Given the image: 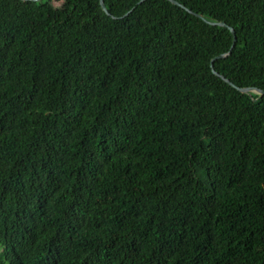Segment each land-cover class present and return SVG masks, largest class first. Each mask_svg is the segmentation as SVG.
I'll use <instances>...</instances> for the list:
<instances>
[{
	"label": "trees",
	"instance_id": "16d2710c",
	"mask_svg": "<svg viewBox=\"0 0 264 264\" xmlns=\"http://www.w3.org/2000/svg\"><path fill=\"white\" fill-rule=\"evenodd\" d=\"M104 1L0 0V260L264 264V0Z\"/></svg>",
	"mask_w": 264,
	"mask_h": 264
},
{
	"label": "water",
	"instance_id": "95a60500",
	"mask_svg": "<svg viewBox=\"0 0 264 264\" xmlns=\"http://www.w3.org/2000/svg\"><path fill=\"white\" fill-rule=\"evenodd\" d=\"M23 1H40V0H23ZM144 1H145V0H139L138 4H141V3L144 2ZM170 1H171L172 3H174V4H176V5L181 6L182 8L187 9L188 11H190V12H192L193 14L197 15L198 17L205 19V18L203 17L202 14H200V13H196V12H194V11L188 9L185 5H183L182 3H180L178 0H170ZM100 2H101V6H102V8L104 9V11H105L107 14H109L110 16H113L114 18H117L116 16H114V15H112V14L110 13V11L108 10V8H107V6H106L104 0H100ZM131 11H132V10L128 11L124 16L128 15ZM210 23H211V24H215V25H221V26L227 27V28H229V29L231 30V32H232V34H233V36H234L233 45H232V48H233L234 45H235V43H236V40H237V37H236V31H235L234 27H232L231 25L227 24L225 21H220V22H210ZM230 52H231V51H230ZM227 55H228V54H220V55H218V56H216V57H214V58L212 59V61H211V68H212L213 72H214L216 75L222 77L226 82H228L230 85H232L233 87L237 88L238 90H240V91L243 92V93H250V92H252V91H255V92L259 93L260 95H264V90H263V89L255 88V87H239V86H237L236 84H234L229 78H227L226 76L220 74V73L216 70V68H215V60L220 59V58H224V57H226Z\"/></svg>",
	"mask_w": 264,
	"mask_h": 264
},
{
	"label": "clouds",
	"instance_id": "9594fccd",
	"mask_svg": "<svg viewBox=\"0 0 264 264\" xmlns=\"http://www.w3.org/2000/svg\"><path fill=\"white\" fill-rule=\"evenodd\" d=\"M0 264H9V262L6 260V258L5 259H3V260H0Z\"/></svg>",
	"mask_w": 264,
	"mask_h": 264
},
{
	"label": "rangeland",
	"instance_id": "374dc122",
	"mask_svg": "<svg viewBox=\"0 0 264 264\" xmlns=\"http://www.w3.org/2000/svg\"><path fill=\"white\" fill-rule=\"evenodd\" d=\"M56 2H59V0H55ZM12 3H14V4H16V5H20V6H22V4H20L19 2H16V1H12Z\"/></svg>",
	"mask_w": 264,
	"mask_h": 264
}]
</instances>
